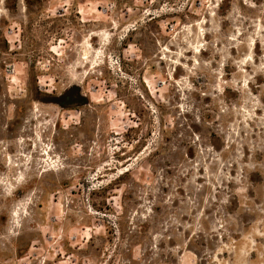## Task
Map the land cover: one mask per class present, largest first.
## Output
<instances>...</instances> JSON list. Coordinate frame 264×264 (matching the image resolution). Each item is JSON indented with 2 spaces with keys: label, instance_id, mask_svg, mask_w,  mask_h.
Wrapping results in <instances>:
<instances>
[{
  "label": "rangeland",
  "instance_id": "rangeland-1",
  "mask_svg": "<svg viewBox=\"0 0 264 264\" xmlns=\"http://www.w3.org/2000/svg\"><path fill=\"white\" fill-rule=\"evenodd\" d=\"M0 264H264V0H0Z\"/></svg>",
  "mask_w": 264,
  "mask_h": 264
},
{
  "label": "water",
  "instance_id": "water-1",
  "mask_svg": "<svg viewBox=\"0 0 264 264\" xmlns=\"http://www.w3.org/2000/svg\"><path fill=\"white\" fill-rule=\"evenodd\" d=\"M54 100H55V101H62V100H63V98H61V97H60V98H59V97H57V98H54Z\"/></svg>",
  "mask_w": 264,
  "mask_h": 264
}]
</instances>
